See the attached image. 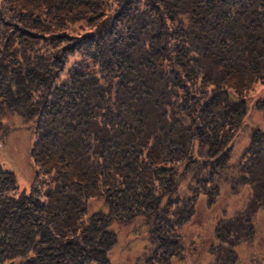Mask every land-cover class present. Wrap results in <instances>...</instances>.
I'll return each instance as SVG.
<instances>
[{
	"label": "trees",
	"instance_id": "16d2710c",
	"mask_svg": "<svg viewBox=\"0 0 264 264\" xmlns=\"http://www.w3.org/2000/svg\"><path fill=\"white\" fill-rule=\"evenodd\" d=\"M256 82L264 0H0V141L30 121L34 166L0 160V264H112L119 231L130 264H200L182 228L218 194L206 264H232L264 205V126L232 159Z\"/></svg>",
	"mask_w": 264,
	"mask_h": 264
},
{
	"label": "rangeland",
	"instance_id": "374dc122",
	"mask_svg": "<svg viewBox=\"0 0 264 264\" xmlns=\"http://www.w3.org/2000/svg\"><path fill=\"white\" fill-rule=\"evenodd\" d=\"M77 54H74L76 56ZM73 56H69V61ZM249 112L244 119V125L239 128L235 136V143L232 145V159H236L244 144L248 141L247 127L251 124H261L264 126V114L253 108L256 101L264 98V83L256 82L247 93ZM2 129L8 126L6 135L0 141V160L10 168L19 182L21 187H27L34 175L33 160L31 158V127L30 121L27 123L21 119L19 114L8 112L2 116ZM251 186V185H250ZM250 186L246 191L240 193L232 192V210L239 206L244 197L249 196ZM227 197L218 194V198L213 204L219 202L225 204ZM249 200V199H248ZM102 204L101 200L90 199L89 210L97 209ZM216 207L211 205L209 208L206 204V198L201 197L197 202L195 215L186 223L182 232L184 234V243L193 253L199 251V263L206 264L209 262L210 253L207 252V240L212 238L213 226L216 215L213 216ZM253 220L254 236L251 241L242 242L235 246L238 256L233 259L232 264H261L264 262V208L257 210ZM206 243V248L202 244ZM144 244L143 240L133 238L124 231H119L117 241L113 250L110 252L112 264H130L134 256L138 254ZM197 256V255H196ZM261 260H258V259ZM189 258L174 260L172 264H188Z\"/></svg>",
	"mask_w": 264,
	"mask_h": 264
},
{
	"label": "flooded vegetation",
	"instance_id": "af4514ba",
	"mask_svg": "<svg viewBox=\"0 0 264 264\" xmlns=\"http://www.w3.org/2000/svg\"><path fill=\"white\" fill-rule=\"evenodd\" d=\"M249 195H250V197H249L250 207L252 210H254V206H255L254 196L255 195H254V188L252 187V185L250 186ZM263 195H264V191H263ZM256 202H257V204L259 203L258 200ZM260 208H264V205L257 206L255 208V214L257 213V210ZM258 260H261V259L259 258ZM261 264H264V262H262V260H261Z\"/></svg>",
	"mask_w": 264,
	"mask_h": 264
}]
</instances>
